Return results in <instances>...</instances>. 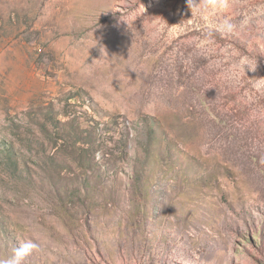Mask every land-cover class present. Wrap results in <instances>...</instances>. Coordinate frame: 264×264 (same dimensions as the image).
<instances>
[{
	"label": "rangeland",
	"instance_id": "1",
	"mask_svg": "<svg viewBox=\"0 0 264 264\" xmlns=\"http://www.w3.org/2000/svg\"><path fill=\"white\" fill-rule=\"evenodd\" d=\"M0 0V261L264 264V0Z\"/></svg>",
	"mask_w": 264,
	"mask_h": 264
},
{
	"label": "clouds",
	"instance_id": "2",
	"mask_svg": "<svg viewBox=\"0 0 264 264\" xmlns=\"http://www.w3.org/2000/svg\"><path fill=\"white\" fill-rule=\"evenodd\" d=\"M188 7L192 11L196 9L197 11H204L208 8V4L201 3V0H188ZM38 248V244L35 243L32 239H25L19 247L13 249L12 255L0 261V264H25V260L29 257L34 250Z\"/></svg>",
	"mask_w": 264,
	"mask_h": 264
}]
</instances>
